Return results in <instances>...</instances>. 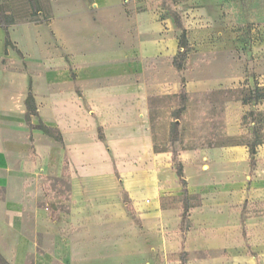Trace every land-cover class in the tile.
<instances>
[{"label": "crops", "instance_id": "obj_1", "mask_svg": "<svg viewBox=\"0 0 264 264\" xmlns=\"http://www.w3.org/2000/svg\"><path fill=\"white\" fill-rule=\"evenodd\" d=\"M19 1L5 12L11 46L0 22L7 263L264 264V226L245 244L238 212L264 207V79L216 68L231 30L206 9L174 15L153 0H39L33 15Z\"/></svg>", "mask_w": 264, "mask_h": 264}, {"label": "rangeland", "instance_id": "obj_2", "mask_svg": "<svg viewBox=\"0 0 264 264\" xmlns=\"http://www.w3.org/2000/svg\"><path fill=\"white\" fill-rule=\"evenodd\" d=\"M153 1L162 9L173 12L174 15H180L179 13L183 12L182 10L188 11L196 8L208 10V12L212 13L215 24L221 28L227 27L226 31L229 32L231 30L232 38L235 37L237 39L219 41L218 48L222 52L218 54L222 55L223 62L216 68L229 73L238 70L242 79L246 78V82H248L247 78L250 75L253 77L255 84L260 83L264 79V0ZM3 2L9 7L17 6L20 3L19 0H0V4ZM21 12L26 13L27 11L23 8ZM246 112L245 117L249 121L252 120V115L255 112L252 110H247ZM179 147L181 146H178V149ZM254 159L253 173L256 166V158ZM238 212L243 216L241 221L245 234L243 239L245 244H247L249 238L247 236L248 228L253 227V229L255 228L254 231H258L259 226H264V207L255 208L254 205L246 203ZM250 253L251 251L248 252V254Z\"/></svg>", "mask_w": 264, "mask_h": 264}, {"label": "trees", "instance_id": "obj_3", "mask_svg": "<svg viewBox=\"0 0 264 264\" xmlns=\"http://www.w3.org/2000/svg\"><path fill=\"white\" fill-rule=\"evenodd\" d=\"M31 8V12H32V15L37 13L38 11L41 10V4H40V1L39 0H26ZM8 6H6V3L3 2L0 4V22H1V26L3 27V29L6 31V45L7 46H11V42H10V39H9V31H7V27H6V24H5V12H6V9H7ZM27 14V13H26ZM183 48V52H181L180 54H178L179 56L176 58V61H175V66L177 68V70H180L181 67H182V61L185 59L186 57V50H187V47H188V43H185V40H184V36H181V44H180V48ZM187 98V94L185 92L184 89H182L181 93H180V96H179V99H181V103H182V107L179 108L176 112H174L175 114V117H177L178 119L180 118V116L182 115L184 109H185V102H186V99ZM33 103V98H32V94H29V96L27 97V100H26V104H27V107H28V114L26 116V118L28 120H30L29 116L31 113H35L36 111V108L34 107V105L32 104ZM39 128L44 132L46 133L47 135L49 136H54L58 141H61V139L57 136H55V133L53 132V130L45 127L43 124H40L39 125ZM179 134H180V128L178 126L177 123H172L171 124V136H170V143H171V148H172V154H173V166H174V169H175V172L177 173L178 177H179V180H180V184L181 186L183 187L184 189V198H183V214L181 216H183L184 220L185 218L187 217V213L189 212L190 210V207H191V200H192V197H190L188 195V191H187V182H186V179H185V172H184V166L182 164V162L180 161V158H179V150L176 148V141L178 140L179 138ZM255 148L254 146L250 148V156L252 158V166L254 167V164L253 162L255 161ZM181 260H182V264H186L187 263V260H186V256L185 255H182L181 256ZM0 264H8L7 261L4 259V257L1 255L0 253Z\"/></svg>", "mask_w": 264, "mask_h": 264}]
</instances>
